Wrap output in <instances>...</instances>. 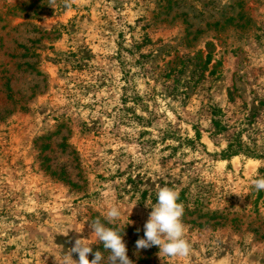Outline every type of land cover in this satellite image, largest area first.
<instances>
[{"label":"rangeland","instance_id":"rangeland-1","mask_svg":"<svg viewBox=\"0 0 264 264\" xmlns=\"http://www.w3.org/2000/svg\"><path fill=\"white\" fill-rule=\"evenodd\" d=\"M261 176L264 0H0V264L107 258L113 204L133 264H264ZM162 187L186 257L137 249Z\"/></svg>","mask_w":264,"mask_h":264},{"label":"clouds","instance_id":"clouds-1","mask_svg":"<svg viewBox=\"0 0 264 264\" xmlns=\"http://www.w3.org/2000/svg\"><path fill=\"white\" fill-rule=\"evenodd\" d=\"M257 192L264 190V176L254 181ZM149 219L144 225V237L136 241L137 249H146L158 246L160 251L168 257H186L191 248L185 239V225L182 222L184 206L179 202V193L170 187H162L157 193V202L151 207ZM122 210L119 205L113 204L106 213L107 224L98 218L90 223L94 235L109 253L107 258L101 251L94 253V258L89 260L93 252L92 244L86 243L88 239H78L70 252L63 254L59 264H133L127 255L124 242V229L117 226ZM113 225V226H108ZM78 254V261L72 257Z\"/></svg>","mask_w":264,"mask_h":264},{"label":"trees","instance_id":"trees-1","mask_svg":"<svg viewBox=\"0 0 264 264\" xmlns=\"http://www.w3.org/2000/svg\"><path fill=\"white\" fill-rule=\"evenodd\" d=\"M232 152V155H235L236 153H235V151H231Z\"/></svg>","mask_w":264,"mask_h":264}]
</instances>
